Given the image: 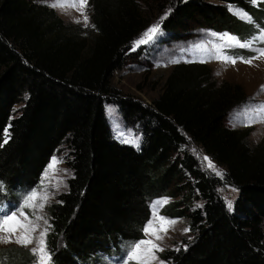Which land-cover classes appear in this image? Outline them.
Instances as JSON below:
<instances>
[{
	"label": "trees",
	"instance_id": "1",
	"mask_svg": "<svg viewBox=\"0 0 264 264\" xmlns=\"http://www.w3.org/2000/svg\"><path fill=\"white\" fill-rule=\"evenodd\" d=\"M42 1L51 0H0V209L20 205L65 146L73 176L50 209L51 264H118L128 245L145 239L160 198L177 200L162 212L188 219L194 235L163 252L166 263L264 264V139L254 146L250 130L225 123L247 101L242 87L218 85L206 65H181L152 106L121 97L114 74L136 58L133 43L149 20L131 10L118 18L110 0H92L98 37L88 46ZM161 26L172 41L208 29L259 44L264 3L177 0ZM228 54L255 56L244 48ZM110 104L137 128L138 146L114 136ZM190 143L225 170L223 181L200 166ZM224 184L239 191L233 210L218 192ZM0 259L30 264L18 250L0 251Z\"/></svg>",
	"mask_w": 264,
	"mask_h": 264
},
{
	"label": "rangeland",
	"instance_id": "2",
	"mask_svg": "<svg viewBox=\"0 0 264 264\" xmlns=\"http://www.w3.org/2000/svg\"><path fill=\"white\" fill-rule=\"evenodd\" d=\"M253 4L264 3V0H251ZM74 0H51L42 1L39 4L46 6L48 9L54 10L57 17L63 21L65 26L71 29L79 38L86 41L88 46L95 43L98 33L92 23V15L94 8L92 0H87V4L83 8L78 6L72 7H53V4L66 3L72 4ZM177 0H110L108 3V10H111L118 18L126 17L125 13L136 11L140 13L143 18L149 20L148 27L139 35L133 43L132 53L136 57L130 58L127 64L121 70L114 74L112 86L116 93L121 97H130L137 102L143 103L145 106H152L153 102L158 99L164 92L166 81L173 69L176 66H190V65H206L210 69L213 80L222 85L223 83H231L242 87L247 96V101L244 105L233 108L226 119V125L230 129H248L252 132L251 144L256 146L264 139V92L261 91L264 86V57L253 60L251 65L240 62L241 58H235L237 63L230 64L221 62L220 59H213L218 57L223 50L224 54L229 55L228 51L238 48L251 50L255 56L259 54L261 49H264V40H259V44H251L252 47H224L225 41L219 39L221 36H233L226 32H214L208 29H196L192 32L188 40L172 41L162 30L161 23L171 12V7ZM237 10L241 14H237ZM231 11L241 20H246L242 17L245 14L241 9L232 7ZM118 14V15H117ZM87 16V21H85ZM164 19L161 21V18ZM79 21V22H77ZM247 21V20H246ZM159 22V30L150 39L145 37V33ZM146 39L147 42L135 46L137 41ZM240 41V40H239ZM240 43H242L240 41ZM259 45H263L259 46ZM132 55V56H133ZM230 56V55H229ZM233 58V57H232ZM247 60V59H245ZM200 61H205L201 63ZM19 110L20 107H17ZM107 117L111 124L114 136L125 143L138 146L141 136L135 127H130L123 118V114L118 106L115 104L107 105ZM190 152L199 161L200 166L209 174L220 178L222 181L225 176V170L217 165L210 157H208L202 148L194 143L188 145ZM207 157L208 160H205ZM59 163L55 166L54 173L49 172L47 178L45 173L41 177L40 184L33 191H39L41 195H47V200L44 202L42 210H37L36 214L44 217L47 221V234L44 237L46 244L51 233V216L50 209L59 200V197L67 192L69 180L73 176V171L68 165L69 153L66 147H62L58 155L54 157ZM53 160V159H52ZM51 160V161H52ZM51 163V162H50ZM209 163L214 165L216 170H219L223 175H217ZM49 166L46 170H48ZM218 192L225 200L227 206L231 202V209L233 210L234 203L239 196V191L231 186L223 185L218 188ZM167 201L159 206L155 212L159 217H165L168 220L176 221V223L168 228L166 233L161 232L163 237L161 240H156L154 236L149 233L145 235L144 240H151L163 251L154 252L155 259L149 258L148 264H168L161 259V254L168 250L185 248L188 242L194 239L191 232L189 220L186 218H171L163 214V208L177 200L170 198H160L152 202V218L149 222L158 225L159 221L153 220L154 209L153 205L157 201ZM22 203V202H21ZM20 203V204H21ZM36 203H39L38 201ZM202 202H196L194 207H201ZM229 208V207H228ZM14 207H10L11 212ZM26 214L31 218L32 209L25 208ZM148 222V223H149ZM39 226L36 231L32 233L33 243L27 247L18 243H5L0 240V251L18 250L28 255L30 264H34L37 259L32 254V248L36 246L37 240L45 230L44 219L38 222ZM184 229H189L185 232ZM5 234L0 233V237ZM14 240L15 237L13 236ZM10 253V252H9ZM18 253V252H15ZM49 253V251H48ZM50 254V253H49ZM51 256V255H50ZM51 264V260L49 262ZM130 264H135L134 261Z\"/></svg>",
	"mask_w": 264,
	"mask_h": 264
},
{
	"label": "snow or ice",
	"instance_id": "3",
	"mask_svg": "<svg viewBox=\"0 0 264 264\" xmlns=\"http://www.w3.org/2000/svg\"><path fill=\"white\" fill-rule=\"evenodd\" d=\"M87 4V0H74L72 4H66V3H58L53 4V7H76L79 8L85 7ZM237 14H241L239 10H237ZM242 17L246 20H248L249 23H252L251 18L247 16V14H242ZM164 19V17L161 18V21ZM85 21H87V16H85ZM79 22V21H77ZM159 30V22L157 25L152 26L147 33H145V37L150 39L152 35H155ZM219 39H222L225 41L224 47H232V46H238V47H252L250 43H240L239 40H237L235 37L232 36H221ZM255 39L264 40V33L257 36ZM147 42L146 39H141L140 41L136 42L135 46H139L141 43ZM134 50V49H133ZM261 57H264V49H261L259 51V54L256 56H253L251 59H240V62L247 63L251 65L253 63V60L260 59ZM213 59H220L221 62L224 63H230L235 64L237 63V60L235 58H232L229 55L224 54L223 50H221V53L218 57H212ZM201 63L205 61H200ZM261 91L264 92V86H262ZM5 137L8 136L7 129L4 130ZM4 143H7V139L4 140ZM205 160H208L207 157H204ZM59 163L58 160L53 158L51 163L49 164L48 170H46L45 177L47 178L48 173L52 172L54 173L56 171V165ZM209 167H212L213 170L216 171L217 175H223L219 170H216L214 165L209 163ZM0 187H3L2 184H0ZM47 200V195H41L39 191H32L28 195L25 196L22 203L18 205L15 209H13L11 212H4L3 209H0V233L5 234L3 237H0V240H2L5 243H18L22 246L27 247L29 244L33 243V236L32 233L36 231V228L39 226L38 222L42 219H44L45 222V230L41 233L40 239L37 240L36 246L32 248V254L37 257V259L34 261V264H49L51 260V256L48 253L46 244L43 242L44 237L47 234V221L44 217L37 215V210H42L44 206V202ZM39 203H36V202ZM167 201H157L153 205L154 209V215L153 220L159 221L158 225H154L153 222H149L146 227L144 228L145 235H148L151 233L152 236L155 237L156 240H161L163 237L160 235L161 232L166 233L168 231V228L176 223V221L168 220L165 217H159L156 215L155 210L161 206L163 203H166ZM229 209H231L232 205L231 202L228 204ZM29 208L32 209L31 218L29 214H26L24 209ZM185 232L189 231V229H184ZM15 237L13 240L12 237ZM156 251H163L162 248H159L156 244H154L151 240H140L133 242L132 244L127 246V252L125 256L121 259V261L118 262V264H130V262L134 261L135 264H148L149 258L155 259L154 252ZM0 264H4V261L0 259Z\"/></svg>",
	"mask_w": 264,
	"mask_h": 264
}]
</instances>
